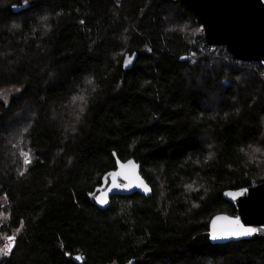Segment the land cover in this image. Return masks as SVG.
<instances>
[{
	"label": "trees",
	"instance_id": "16d2710c",
	"mask_svg": "<svg viewBox=\"0 0 264 264\" xmlns=\"http://www.w3.org/2000/svg\"><path fill=\"white\" fill-rule=\"evenodd\" d=\"M200 25L180 0H0V89L22 88L0 100V264H264V240L208 232L225 189L264 181V67ZM113 152L152 195L100 209Z\"/></svg>",
	"mask_w": 264,
	"mask_h": 264
},
{
	"label": "water",
	"instance_id": "95a60500",
	"mask_svg": "<svg viewBox=\"0 0 264 264\" xmlns=\"http://www.w3.org/2000/svg\"><path fill=\"white\" fill-rule=\"evenodd\" d=\"M191 9L203 25V35L206 43L212 46H224L237 60L256 61L264 67V0H180ZM115 167L102 176L101 183L96 186L93 193V202L100 209H106L111 204V199L116 196L138 193L145 197L152 195V187L141 174V164L134 158L120 160L113 152ZM131 161L133 167L128 166ZM124 165L126 167H121ZM111 173H117L116 183L130 184L127 188L108 187L113 183ZM107 177V179H105ZM145 186L148 191H145ZM227 193H243L232 196ZM106 194L107 203L100 204L96 196ZM222 197L231 202L236 213H218L209 221V240L212 243L222 244L231 241L264 240V181L236 189H225ZM239 218V222L246 228H256L252 235L241 237H222L212 239L214 226L217 229L231 225ZM215 222V225H214ZM76 256L70 255L77 264Z\"/></svg>",
	"mask_w": 264,
	"mask_h": 264
},
{
	"label": "snow or ice",
	"instance_id": "6c2138e0",
	"mask_svg": "<svg viewBox=\"0 0 264 264\" xmlns=\"http://www.w3.org/2000/svg\"><path fill=\"white\" fill-rule=\"evenodd\" d=\"M25 3L28 2V0H24ZM135 54L129 55L125 57L124 60V66L127 67L129 64H131L133 56ZM89 84L92 83L91 80L88 81ZM18 91V90H17ZM77 101H81V102H86L85 101V97L83 95L80 96H74L73 97V103H76ZM83 107H81L80 111L83 112ZM23 157H24V165H25V170H26V166L28 164L31 163V156L28 152H24L22 153ZM128 166L133 167L134 165L132 164L131 161L128 162ZM121 167H126L124 165H121ZM21 175H23V171L21 172ZM112 177L113 183L108 187V191H111L112 188H127L130 187V184H119L116 183V176L118 175L117 173H111L109 174ZM107 179V177L105 178ZM190 187V186H189ZM145 191H148L147 187L145 186ZM243 193H227V195H232V196H238V195H242ZM95 199L97 200L98 203L100 204H105L107 203V199H106V194H104V196H96ZM22 223L21 222V227H22ZM215 225V222H214ZM20 229H17V232H19ZM257 231L256 228H246L243 225L240 224L239 222V218H237L235 221H233L231 223V225L227 226V227H221L220 229H217L215 226L213 228V232H212V239H217V238H222V237H241V236H248V235H252L253 233H255ZM5 243L2 247H0V255H8L14 248L15 245V241H16V236L15 235H9L4 237ZM75 259L77 261H80L83 259V257L81 256H76ZM131 264V262H130Z\"/></svg>",
	"mask_w": 264,
	"mask_h": 264
},
{
	"label": "rangeland",
	"instance_id": "374dc122",
	"mask_svg": "<svg viewBox=\"0 0 264 264\" xmlns=\"http://www.w3.org/2000/svg\"><path fill=\"white\" fill-rule=\"evenodd\" d=\"M21 90H22L21 86H10V87H6V88H2V89H0V100L7 102L11 96L17 94ZM4 203H5V199L1 198L0 204L2 205ZM5 217H6V215H4V214L1 215V219L5 218ZM11 235H15V233H13ZM6 236L7 235H0V247L2 246V243L5 242L4 237H6ZM1 256L2 255H0V258H1Z\"/></svg>",
	"mask_w": 264,
	"mask_h": 264
},
{
	"label": "built area",
	"instance_id": "2783aa9c",
	"mask_svg": "<svg viewBox=\"0 0 264 264\" xmlns=\"http://www.w3.org/2000/svg\"><path fill=\"white\" fill-rule=\"evenodd\" d=\"M199 29H200L201 32L203 33V29H204V28H203V25H200ZM206 44H207V43H206ZM208 46H212V45H208ZM212 47H213V46H212ZM4 243H5V242L2 243V246L4 245ZM2 246H1V247H2ZM2 256H4V255H2Z\"/></svg>",
	"mask_w": 264,
	"mask_h": 264
}]
</instances>
